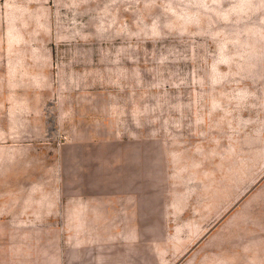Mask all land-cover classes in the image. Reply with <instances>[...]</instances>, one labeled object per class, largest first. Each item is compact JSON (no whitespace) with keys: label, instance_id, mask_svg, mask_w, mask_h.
<instances>
[{"label":"rangeland","instance_id":"obj_1","mask_svg":"<svg viewBox=\"0 0 264 264\" xmlns=\"http://www.w3.org/2000/svg\"><path fill=\"white\" fill-rule=\"evenodd\" d=\"M0 264H264V0H0Z\"/></svg>","mask_w":264,"mask_h":264},{"label":"crops","instance_id":"obj_2","mask_svg":"<svg viewBox=\"0 0 264 264\" xmlns=\"http://www.w3.org/2000/svg\"><path fill=\"white\" fill-rule=\"evenodd\" d=\"M84 205L85 204H83V205H71L70 210H69L70 213H68L70 219H68V220L73 219L76 223L88 221L90 218L84 219V215H83ZM91 209L96 211V206L92 205Z\"/></svg>","mask_w":264,"mask_h":264}]
</instances>
